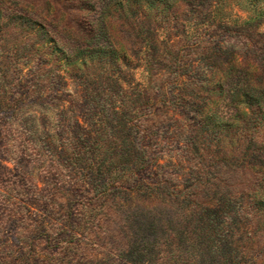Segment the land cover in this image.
<instances>
[{"label": "rangeland", "instance_id": "obj_1", "mask_svg": "<svg viewBox=\"0 0 264 264\" xmlns=\"http://www.w3.org/2000/svg\"><path fill=\"white\" fill-rule=\"evenodd\" d=\"M0 9V264H264V0Z\"/></svg>", "mask_w": 264, "mask_h": 264}, {"label": "trees", "instance_id": "obj_2", "mask_svg": "<svg viewBox=\"0 0 264 264\" xmlns=\"http://www.w3.org/2000/svg\"><path fill=\"white\" fill-rule=\"evenodd\" d=\"M4 12L2 9H0V21L4 20ZM258 93L259 95L263 96L264 97V89L262 88H258ZM250 99H253L255 97L253 96H250V94L248 93V96ZM263 97L259 98V99H256L257 100V106L254 105L253 101H247V104L248 106L251 108V109H254V108H257V111H259V113L261 112H264V105H263ZM119 178V177H118ZM133 178V177H131Z\"/></svg>", "mask_w": 264, "mask_h": 264}]
</instances>
